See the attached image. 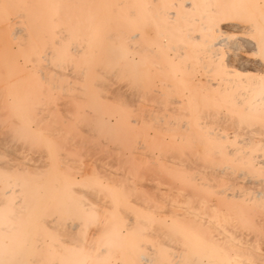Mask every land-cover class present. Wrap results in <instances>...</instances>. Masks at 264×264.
I'll list each match as a JSON object with an SVG mask.
<instances>
[{
  "label": "bare ground",
  "instance_id": "bare-ground-1",
  "mask_svg": "<svg viewBox=\"0 0 264 264\" xmlns=\"http://www.w3.org/2000/svg\"><path fill=\"white\" fill-rule=\"evenodd\" d=\"M251 1L226 0L222 3H213L211 0L197 2L185 0L183 3L184 7L188 8L194 21H200L198 30L202 33L195 35L187 34L186 37L190 39L189 41L187 40L189 43L172 44L169 42V37L159 31L157 27L158 20L152 12H145L144 15H141L137 9L128 8L123 13V18L110 19V12L103 11L98 13L94 9L88 12L89 18L83 19L81 17L83 15L82 11H72L69 14L70 17L66 16L67 14L65 11H62L58 0H0V102L3 109V114L0 118L6 120L7 127L5 132L7 131L8 134L12 135V138L16 137L22 143V146L23 144L31 146L42 144L46 147L47 151H50H48L49 154L51 153L54 143H52L51 139L44 140L39 135V129L31 126V118L39 110L40 103H43L55 91L64 86L63 82L60 81L62 80L66 83L64 77L67 78L66 76L68 75L71 78L70 74L63 73L58 68L61 66V63L71 60L73 55L82 54L84 52L82 50L88 48L89 50L87 49V51L90 55H94V58L98 57L95 61L99 64L112 69L113 72L121 70L128 84H133L136 87L130 95L135 101L148 100L158 101L157 103H159L160 99L164 97L170 103L184 102L186 109L184 114L187 118V124L190 128L195 129V131L193 130L195 136H192L190 141L199 144L191 154L193 160L191 162L194 164H190V162V165L188 164L189 166L184 169L187 170L188 168V171H191L189 168L192 165L202 166L200 170L201 179H199L197 186L200 188L201 194L214 195L217 198V194H220L223 190L216 188V183L220 182L218 180L220 174H227V176L228 174H236L239 177L243 172V174L247 173L242 170L235 173L236 170L233 168V163H221L222 161L219 160L220 157L218 155L221 154V151H224L226 157L232 156L233 159L236 157V149L227 148L229 137L224 132L225 130L220 127L221 123L224 124V129L230 126L235 130L237 124L235 123L237 122L236 118L241 116H255L264 120V76H253L249 71L247 72L242 69L244 64L241 67L234 66L233 60L226 59L219 46L220 43H223L221 40L224 39L222 38V33L225 32V28L222 27L223 24H228L232 30L236 27L239 28L241 25L239 22L232 20V18H245L249 22V17L256 13H263L260 14L262 16V23L257 21L262 26L264 23V8L258 3L259 0ZM166 12V15L175 14L174 11ZM255 23H253L254 27L252 24L248 25L247 23V25L248 27L250 26L249 28L253 27V30L261 28L258 26V23H256L257 25ZM262 29L259 30L264 31ZM261 37L263 38V35ZM261 37H259L260 42L258 44L255 42L254 44L258 48L255 50L259 53L261 51V54L264 56V38L262 39ZM69 40H71L70 42L73 45L72 48L70 47V50L66 48L67 41ZM13 43L16 44V51H14L15 49L13 50ZM77 45L80 47L77 48ZM249 48L251 49V47ZM228 49L230 50V48ZM52 60L53 64L51 63ZM43 61L46 64L41 63ZM76 61V66L82 64H79L81 60L78 61V57ZM70 65L71 63L69 67ZM71 67L73 66L71 65ZM72 69H69V72H72ZM94 71L97 72L96 69ZM74 73H77L76 69ZM114 74L116 75V72ZM75 78H73V81H75ZM70 82L72 81L70 80ZM74 98L76 99L77 97ZM41 108L39 112L42 110ZM164 115L167 114L163 113ZM151 116L153 117L152 114ZM159 116L156 115V117ZM160 120L163 121L162 119ZM185 125L182 126L185 127ZM178 129L180 128L176 129L177 132L179 131ZM122 133L124 132L122 131ZM183 139L181 140L183 141ZM248 141L250 142V140ZM220 144H222L224 150L221 149ZM49 156L51 157V155ZM254 158L256 157L254 156ZM259 163L262 165V169H264V161L260 160ZM186 165L184 164V166ZM255 165L252 163L253 167ZM178 166L175 170L180 169V165ZM49 167L50 169L45 172L46 177L38 179L37 177L41 174L39 171L28 172L25 168H20V166L0 165V264H34L35 258L27 256L22 258L17 254L19 253L18 250H20L18 246H26L32 242L31 245L37 247L41 246L43 242L45 243L42 238L29 237L35 227H51L52 229L55 226L66 223L67 227L74 230L77 227H85L96 219L95 209L89 202L83 201L76 194L77 189L74 186L76 184V177L68 175V171L66 174V170L64 171L61 168L57 160ZM184 169L177 171H185ZM177 171V175L180 176V172ZM185 174L181 173L182 177ZM187 176L190 180L193 178L191 172ZM91 179L88 178L86 180L92 181ZM196 180L198 181V179ZM213 181H216V183H213ZM108 185L107 192L110 206L107 207L110 208V212L103 219L104 227H127L125 228L126 232H123L124 234L112 233L107 239V241H115L116 243L121 240H127L130 234L129 227H135L139 224L137 214H144L146 215L145 217H147V214L145 213V209L143 211L141 208L138 209L144 213L139 210H135L137 214L127 212L126 209L134 204L133 200L130 201L131 205H129L128 197L126 198L121 194V191L119 193L114 186ZM127 187L123 188L125 195L126 190L131 189L130 187V189H127ZM229 194L227 195L230 197ZM259 194L261 192L258 191L257 195ZM227 195L225 197H228ZM231 197L233 198L232 195ZM134 207H138V205L134 204ZM185 208L187 206L181 208V210H185ZM215 208L213 204L209 206L204 205V202L200 203L196 209L189 208L188 211L186 210L187 216L181 215V221H179L178 217H172L169 227H178L177 230L181 227L178 230L180 239L177 240H180V243L182 242L183 250H186L188 255L189 264H243V261L237 257L238 254L233 249L234 243L229 242L232 239L231 236L224 234L222 237H219L216 233H211L210 227L216 228L217 226L218 214ZM148 216L151 215L148 214ZM158 217L160 218L161 216ZM168 217L170 218V216ZM66 218H71L72 220L68 219V221L64 222L63 220ZM164 219H166L165 216ZM229 229L228 227V231ZM218 230L220 229L218 228ZM76 231L74 230V232ZM224 241L226 242L225 244L223 243ZM67 242L71 241L68 240ZM13 247L15 248L13 249ZM100 249L102 252L108 251V248L104 246ZM177 249L180 252V248ZM177 249L175 250L176 254L174 253L176 257L179 255L177 254L179 253ZM11 250L13 253L9 255ZM114 253L112 252V254ZM144 253H139L140 264L142 261L145 263L151 260V263H155L153 260L156 258L151 256L153 259H149L150 256ZM86 254L88 256L87 252ZM72 255L74 256V254ZM78 255L82 259L85 252H79ZM175 255L173 256L174 258ZM120 258L122 257L120 256ZM39 259L42 260L41 258ZM83 261L84 259L76 264H83ZM139 262L136 264H139ZM50 264H58V262L53 260ZM64 264L70 263L66 260Z\"/></svg>",
  "mask_w": 264,
  "mask_h": 264
},
{
  "label": "rangeland",
  "instance_id": "rangeland-1",
  "mask_svg": "<svg viewBox=\"0 0 264 264\" xmlns=\"http://www.w3.org/2000/svg\"><path fill=\"white\" fill-rule=\"evenodd\" d=\"M184 1L185 0H70L69 2V0H58L62 11H65L67 14L66 16L70 17L69 14L72 11H82L83 15L81 17L83 19L89 18L88 12L94 9H96L98 13L103 11L110 12V19L123 18V13L128 8L137 9L141 15H144L145 12H152L156 15L158 20L157 27L159 31L167 35L170 39L169 42L172 44L189 43L187 40L189 41L190 39L186 37L187 34L195 35L202 33L198 30L200 21L193 20L188 8L183 5ZM189 1L197 2L201 0ZM211 1L213 3H222L226 0ZM251 2H253V0ZM258 3L264 8V0H259ZM165 10L174 11L175 14L166 15L165 13L167 12ZM260 14L256 13L249 17V22L245 18H232V20L241 24V29L238 26L239 28L236 27L232 30L228 24H223L222 27L225 28L224 30L226 33H222L223 37H220L224 38L226 41L222 39L221 41H223V43L219 44L220 50L223 52L224 56H226V59L230 61L233 60L234 66L237 67H241L242 64H244L242 69L247 72L249 71V73L255 77L264 76V56L261 54V51L259 53L255 50L258 48H256L257 46L254 44L255 42H257V44L260 42L259 37L262 35L264 38V31L259 30L264 27V23L262 26L259 24L262 23V16H260ZM168 17L171 18L168 19ZM257 21L260 22L258 23ZM254 22L258 23V26L261 28L253 30ZM247 23L248 25L252 24L253 27L249 28L250 26L248 27ZM242 25L245 28H243ZM70 41L71 40L67 41L68 44H66V48L69 50L73 47ZM252 41L253 43H251ZM246 43L247 45H245ZM252 44L254 45L252 46ZM12 46L13 50L15 49L14 51H16V44L13 43ZM77 46V48L80 47L79 45ZM248 46L251 47V49ZM228 48H230V50ZM87 49L88 48L83 49L82 51L84 52H82V54L73 55L71 60L61 63V66L58 68L63 73L70 74L72 79L69 75L66 76V74L65 76L67 78L64 77V79H66L65 82L67 84L61 80L60 82H63L64 86L58 89V91H55L53 95L44 100L43 103H40L39 106L41 105L40 108L42 107V110L39 112V108V110H37L38 112L36 111L37 114L35 113L33 115L34 119L33 116L31 118V126L39 129V135L44 140L51 139L52 143H54V150L52 149L51 151L52 154H49L50 151L48 150V152L46 147L42 144L39 146L23 144L22 146V143L18 141L16 137L12 138V135L8 134L7 131L5 132L7 127L6 120L0 118V165L20 166V168H25L28 172L39 171L41 174L37 178L44 179V177H46L45 172L50 169L49 166L57 160L61 168L64 171L66 170V174L68 171V175L76 177V184H74L77 189L76 194L83 201L91 204L95 209L97 217L85 227L74 228V230H77L76 232L67 227L66 223L55 226V228L53 227L54 230L53 228L51 229V227H35L29 237L42 238L45 243L43 242L41 246H37L38 248L31 245L32 242L28 243L26 246H18L20 249L18 252L20 254L18 253L17 255H20L19 257L22 258L26 256L35 258L34 264H50L53 260L58 262V264H64L66 260H68L70 264H76L82 259L85 261H83V264H118L119 262V264H136L140 261L139 255L145 252L144 254L150 256L149 259L152 257L156 258L153 260L155 263H151L152 260L148 261L151 264H189L187 252L183 250L182 242L180 243V240H177L180 239L178 230H180L181 227L178 230V227H169V222L172 217H178L179 221H181V215L187 216L189 208L196 209L200 203L204 202V205L210 206L213 204L218 214L216 221L217 226L216 228L210 227L211 233H216L219 237H222L224 234L231 236L232 239L229 242L234 243L233 249L238 254L237 257L243 261V264H264V169H262V165L259 163L260 160L264 161V120L255 116H241L236 118L237 122L235 123L237 124L235 130L230 126L224 129L225 126L221 123L220 127L225 130L224 132L227 133L229 137L227 148H235L236 157H234V159L232 156L226 157L224 151H221V154L218 155L220 157L219 160L222 161L221 163H233V168L236 170L235 173L241 170L247 173L243 174V172V176L240 175V178L236 174H231L232 176L229 174L228 176L227 174H220L218 177L220 182L216 183V180L213 181V183L217 184H215L217 186L216 188H221V190L223 189L224 191L222 190L220 194H217V198L214 197V195H203L201 194L200 188L197 186L199 179H201L200 170L202 166L195 164L192 165V167L190 166L191 169L189 168V170L191 171H188V168L187 170L184 169L190 164H194L192 163L191 154L192 151L199 146L196 142L190 141L192 136H195V129L190 128L187 124V118L184 114L186 110L184 102L170 103V101L164 97L159 101L161 104L157 103L158 101H135L130 95L136 87L133 84H128L121 70L115 71V75L112 69L102 66V64L95 61L98 57L94 58L95 56L90 55ZM227 55H229V57H227ZM259 55H261V57H259ZM76 56L78 57V61L81 60L79 64H82L80 66H76ZM41 63L46 64L45 61ZM51 63H54L53 60ZM70 63L73 67H71V65L69 67ZM67 67L68 69H66ZM71 68H73V71L71 70L72 72H69ZM94 68L97 72L94 71ZM75 69L78 76L74 73ZM81 70L82 72H80ZM73 78H75V81H73ZM70 80L73 83L70 82ZM73 96L77 98L75 99ZM1 105L2 103L0 102V117L3 114ZM163 113L167 115L163 116ZM156 115L161 116L156 117ZM116 117L118 118L116 119ZM99 123H102L101 126ZM98 124L99 126H97ZM178 124L180 126L184 124L188 126L185 125V127L182 126V128ZM169 126L173 129H167L170 128ZM177 128H180L178 132L176 130ZM122 131L124 133H122ZM180 138H184L183 141ZM121 139L124 140V143ZM248 140H250V142ZM260 140H262V142H260ZM220 146L221 149L224 150L222 144H220ZM186 152L188 153L187 155ZM49 155H51V157ZM254 156L256 158H254ZM182 163L187 165L184 166ZM252 163L256 165L253 167ZM178 165H180V169H184L185 171H177L180 170L179 168L175 170ZM176 171L180 172V176L177 175ZM189 172L193 174L194 179L192 178V181L190 178L188 179L187 174ZM181 173L186 174L182 177ZM85 178H92V181H87ZM195 178L198 179V181ZM111 183L112 185H110ZM108 184L117 188L118 192H122L121 194L126 198L128 197L127 200L129 201V205H131V200H133L136 206L138 205V207H134L132 203L133 205L126 209L127 212L137 214L135 210L141 208L143 211L145 209V213L147 214V217H145L146 215L139 212L140 214L136 215L139 224L135 227H129L130 234L127 240H121L116 243L115 241H107V239L112 233L124 234L123 232H126L125 228L127 227H104L103 219L106 214L110 212V208L107 207L110 206L107 192ZM125 186H129L132 189L127 187L131 192L130 190H126V195L129 191L130 196L129 192L127 196L125 195L123 189L126 188ZM193 189L197 191H193ZM258 191L261 192V194L257 195ZM227 194H229L230 197ZM226 195L229 198L225 197ZM185 206H187V208L181 210V208ZM178 207L181 208L179 209ZM143 211L141 212L144 213ZM148 214L151 216H148ZM158 216L161 217L159 218ZM164 216L167 220L164 219ZM168 216H170V218ZM68 219L69 218H66L63 221H68ZM165 221L166 223H164ZM228 227L230 228L229 231ZM218 228L220 230H218ZM243 232L245 233L243 234ZM238 233L240 234L239 236ZM73 239L74 241H72ZM68 240L71 242H67ZM223 243L225 244L226 242L224 241ZM68 246H70L71 249L68 248ZM103 246L108 248L107 252L101 251L100 248H103ZM174 247L180 248V252L179 249ZM14 248L15 247H13V249ZM176 249L179 252L177 253L179 254L177 257L175 255ZM79 252H85L82 259L78 255ZM112 252L115 253L112 254ZM12 253L13 251L11 250L9 255ZM72 254H74V256ZM174 255L175 258L173 257ZM120 256L122 258H120ZM172 260L173 262H171ZM148 262L144 263L142 261L141 264H150Z\"/></svg>",
  "mask_w": 264,
  "mask_h": 264
}]
</instances>
